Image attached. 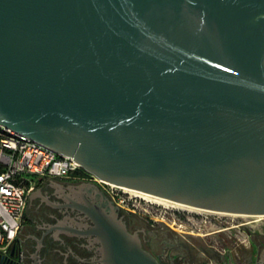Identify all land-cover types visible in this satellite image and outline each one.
I'll return each instance as SVG.
<instances>
[{"label":"water","instance_id":"95a60500","mask_svg":"<svg viewBox=\"0 0 264 264\" xmlns=\"http://www.w3.org/2000/svg\"><path fill=\"white\" fill-rule=\"evenodd\" d=\"M0 123L103 181L264 215V0H0ZM96 221L106 263L159 264Z\"/></svg>","mask_w":264,"mask_h":264},{"label":"flooded vegetation","instance_id":"af4514ba","mask_svg":"<svg viewBox=\"0 0 264 264\" xmlns=\"http://www.w3.org/2000/svg\"><path fill=\"white\" fill-rule=\"evenodd\" d=\"M74 178H42L31 190L18 238L20 258H0V264H108L103 239L92 230L97 216L120 227L140 248L159 264H202L214 259L219 264H236L199 241L182 234L156 229L155 216L126 187L97 182L84 169ZM105 184V185H104ZM117 196V197H115ZM156 213V211H152ZM175 223V222H174ZM169 225V224H167ZM173 228V227H171ZM264 248L254 261L258 264Z\"/></svg>","mask_w":264,"mask_h":264},{"label":"built area","instance_id":"2783aa9c","mask_svg":"<svg viewBox=\"0 0 264 264\" xmlns=\"http://www.w3.org/2000/svg\"><path fill=\"white\" fill-rule=\"evenodd\" d=\"M82 169L71 156L0 123V258L22 255L18 235L38 180L74 178Z\"/></svg>","mask_w":264,"mask_h":264},{"label":"rangeland","instance_id":"374dc122","mask_svg":"<svg viewBox=\"0 0 264 264\" xmlns=\"http://www.w3.org/2000/svg\"><path fill=\"white\" fill-rule=\"evenodd\" d=\"M107 187L111 192L112 189H115L114 192L118 189L114 185ZM129 193L136 194L130 190ZM135 197L151 210L143 211L145 214L155 216L154 220L148 218L149 227L153 221L156 229H168L169 234H182L192 242L197 240L209 248H214L216 252L223 253L225 259L231 256L236 264L254 261L259 251L264 248V216L209 209L193 211L176 203L160 201L152 197H146L147 200L139 195H134L133 199ZM202 264L219 263L214 259H206Z\"/></svg>","mask_w":264,"mask_h":264},{"label":"bare ground","instance_id":"6f19581e","mask_svg":"<svg viewBox=\"0 0 264 264\" xmlns=\"http://www.w3.org/2000/svg\"><path fill=\"white\" fill-rule=\"evenodd\" d=\"M96 180H97V181L106 182V181H103V180H101V179H99V178H96ZM106 183H107V182H106ZM108 183H109V182H108ZM109 184L116 186V185L113 184V183H109ZM124 188H125V187H124ZM126 190L134 191V192H136L137 195L142 196V197H144L145 199H146V197H148V198L152 197V198H155V199L160 200V201H168V202L176 203V204H178V205H180V206H183V207H185V208H187V209H189V210H193V211H194V210H204L203 208H199V207H195V206H191V205L183 204V203H180V202L172 201V200L165 199V198H162V197H158V196H155V195H152V194H148V193H145V192H142V191H138V190H134V189H130V188H126ZM146 200H147V199H146ZM157 200H154V201H157ZM150 201H151V200H150ZM152 201H153V200H152ZM155 203H156V202H155ZM206 211H207V210H206ZM235 214H238V213H235ZM245 215H246V214H245ZM255 216H264V215H255Z\"/></svg>","mask_w":264,"mask_h":264}]
</instances>
